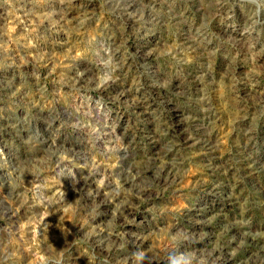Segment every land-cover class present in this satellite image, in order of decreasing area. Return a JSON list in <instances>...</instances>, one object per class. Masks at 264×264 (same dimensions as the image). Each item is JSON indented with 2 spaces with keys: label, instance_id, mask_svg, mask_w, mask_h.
Here are the masks:
<instances>
[{
  "label": "rangeland",
  "instance_id": "374dc122",
  "mask_svg": "<svg viewBox=\"0 0 264 264\" xmlns=\"http://www.w3.org/2000/svg\"><path fill=\"white\" fill-rule=\"evenodd\" d=\"M0 264H264V0H0Z\"/></svg>",
  "mask_w": 264,
  "mask_h": 264
},
{
  "label": "bare ground",
  "instance_id": "6f19581e",
  "mask_svg": "<svg viewBox=\"0 0 264 264\" xmlns=\"http://www.w3.org/2000/svg\"><path fill=\"white\" fill-rule=\"evenodd\" d=\"M161 169V168H160Z\"/></svg>",
  "mask_w": 264,
  "mask_h": 264
}]
</instances>
